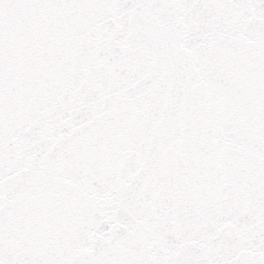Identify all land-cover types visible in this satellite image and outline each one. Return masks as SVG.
Listing matches in <instances>:
<instances>
[{"label": "snow or ice", "instance_id": "obj_1", "mask_svg": "<svg viewBox=\"0 0 264 264\" xmlns=\"http://www.w3.org/2000/svg\"><path fill=\"white\" fill-rule=\"evenodd\" d=\"M0 264H264V0H0Z\"/></svg>", "mask_w": 264, "mask_h": 264}]
</instances>
